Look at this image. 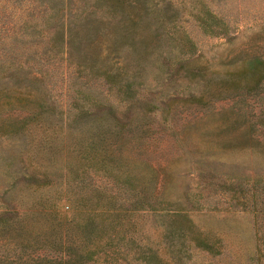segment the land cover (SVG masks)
<instances>
[{
    "label": "rangeland",
    "instance_id": "374dc122",
    "mask_svg": "<svg viewBox=\"0 0 264 264\" xmlns=\"http://www.w3.org/2000/svg\"><path fill=\"white\" fill-rule=\"evenodd\" d=\"M147 1L168 2L158 31L169 38L98 52L105 72L128 65L134 98L152 104L128 120L122 92L76 60L68 30L51 40L58 0H0V214L18 212L0 229V258L264 264V0ZM182 34L187 52L172 38ZM161 53L208 71L198 91L172 88ZM191 90L203 100L183 99ZM93 99L78 115L77 100Z\"/></svg>",
    "mask_w": 264,
    "mask_h": 264
},
{
    "label": "trees",
    "instance_id": "16d2710c",
    "mask_svg": "<svg viewBox=\"0 0 264 264\" xmlns=\"http://www.w3.org/2000/svg\"><path fill=\"white\" fill-rule=\"evenodd\" d=\"M58 1L55 7H53L54 10L51 15L53 22L48 24L52 27L50 30L51 40L57 43L63 42L65 40L66 29L68 30L67 42L74 51L75 49L79 50V52L76 53L79 58L76 60L87 66L91 73L100 72L105 74V79L109 80V82L112 83L111 85L118 86V91L122 92V98H125L127 102L125 110L121 111V109L119 112L123 113L128 120H130V115L126 110L130 111L134 108H138L141 109L140 111H150L152 109V104L150 105L134 98L136 87H134L133 84L136 81L125 79L126 75L125 72H123V69L128 65H120L113 71L105 72L99 67L100 61L98 60L101 56L99 53L101 47L106 46L108 53L114 55L120 51H118V48L122 43L126 42L132 45L135 40L138 41L139 44L141 43L144 48H156L159 46L161 39L169 38L166 33L164 36L163 32L158 31L167 15L165 12L167 11L166 6H168V2L163 1L160 4L163 10L162 8L158 9L152 6L147 0ZM68 1H72L73 5L76 4V10L69 13V20L65 22L67 15L66 10H71V8H73V5L67 4ZM54 4L51 6H54ZM67 5L70 8L67 7ZM150 20L153 22L154 27L150 26ZM110 28L114 29L112 34H108ZM147 28H150L153 33L149 32ZM162 36L164 37L162 38ZM172 38L173 40L175 39L176 45H179L178 43L181 44L180 48L183 47L185 52L191 50L192 45L189 43V39L185 34L180 35L179 38L174 35ZM87 47H89V49H87ZM135 48H137V46ZM160 55L162 69H168L169 73L167 76L169 77V84H171L172 88L176 91L180 92V90L184 89L182 85L176 86V84L180 82H192L193 87L197 90L198 83L204 79L203 76L205 74L209 75L208 71L204 70V68L191 66L188 64V61H185L183 58H180L178 61L177 57L175 58V53L171 55L169 53H161ZM161 66L159 65L160 68ZM189 92H187L188 96L183 97V99L190 101L203 100L201 94H195L193 90ZM177 94L179 95V93ZM96 102L97 100L93 99L90 103V107H85L86 102L82 103L77 100V106L79 108L77 114L80 116L90 115L94 112L93 108ZM108 109L115 110L114 105H108ZM32 178L38 180L34 176ZM127 180H129V177H127ZM212 181L214 183L218 182L217 179ZM206 183L210 184V181H206ZM207 184L206 186H208ZM139 201L141 200L139 199ZM178 203L182 204V201H178ZM191 204L193 205L192 201ZM17 213L16 210L11 209L8 213L0 214V229L7 227L11 220L10 216L16 215ZM0 264H15V261L13 262V259L8 258L7 254H4V257L0 258Z\"/></svg>",
    "mask_w": 264,
    "mask_h": 264
}]
</instances>
